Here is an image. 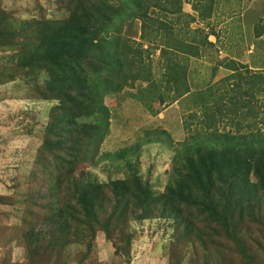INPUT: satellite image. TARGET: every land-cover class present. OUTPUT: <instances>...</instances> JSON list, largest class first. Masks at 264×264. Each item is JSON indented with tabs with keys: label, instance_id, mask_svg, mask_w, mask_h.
Returning <instances> with one entry per match:
<instances>
[{
	"label": "trees",
	"instance_id": "trees-1",
	"mask_svg": "<svg viewBox=\"0 0 264 264\" xmlns=\"http://www.w3.org/2000/svg\"><path fill=\"white\" fill-rule=\"evenodd\" d=\"M55 1V16L40 8L20 21L0 2V86L20 81L24 99L52 103L29 175L0 195L9 208L0 211V264H106L93 250L97 233L131 264L132 225L150 220L167 225V264H264V128L252 129L264 72L227 59L229 74L191 92L190 62L213 44L192 31L196 19L182 12L189 0ZM137 83L146 86L132 96L148 109L192 99L182 104L183 141L161 133L173 157L160 191L139 172V144L100 155L111 120L105 99ZM230 122L234 131L224 128ZM99 160L122 178L78 170Z\"/></svg>",
	"mask_w": 264,
	"mask_h": 264
},
{
	"label": "rangeland",
	"instance_id": "rangeland-1",
	"mask_svg": "<svg viewBox=\"0 0 264 264\" xmlns=\"http://www.w3.org/2000/svg\"><path fill=\"white\" fill-rule=\"evenodd\" d=\"M0 2L4 10L18 21L37 16L40 8L51 16H55L57 11L55 0H0ZM258 3L260 4V0ZM136 40L138 39L136 38ZM254 44L258 45L259 43L255 42ZM256 54L258 56L257 50ZM213 55L206 54V57L203 56L199 60H191L189 67L191 92L195 89L197 91L202 90L211 80L213 82L220 81L229 74L223 65L227 59L221 57L222 59L218 58L216 61V56L214 59ZM151 59L154 68L153 73H158V50L155 51ZM212 65L219 67L214 77L211 72ZM136 86V91L125 90L121 94L105 99V104L111 111V120L109 135L100 147V155L139 144V151L137 152L139 172L144 179L149 180L155 190L160 191L165 183V173L169 170L173 154L159 140L170 137L173 143L183 141L186 132L183 130L182 123L187 109L182 104L188 103L191 106L189 102L192 99L185 98L182 100V104H179L178 101L165 107L155 103L152 110L144 107L140 101L132 96L133 94L136 95L138 88H143L146 84L137 83ZM24 94L25 86L20 81L0 86V195L9 197L14 194L13 185L22 183V180L29 175L32 169L34 153L39 143L36 133L44 127L46 113L52 105L48 102L40 103L26 100ZM141 97L142 100L147 101L146 95ZM263 98H259L262 107L255 106V110L259 112L256 119L254 120L251 115L245 116L243 120L244 124L254 120L252 129L261 130L264 128ZM251 103L253 107L254 102ZM233 122L236 120L234 119ZM26 124L35 133L32 132L29 136L23 134L22 130ZM222 127L223 125L220 126V129ZM224 128L234 131L236 125L230 122V125L224 126ZM162 132L168 136L161 134ZM78 170L80 172H87L88 170L92 177L100 181H106L108 175L112 179L122 178L121 171L115 170L111 166V161L99 160L93 167L83 163ZM8 209L0 207V211ZM132 230L135 231V235L130 250L131 261L133 263L141 261L143 264H159L162 261L161 258L159 259V254L162 253L163 255L162 246L166 244L169 236L167 225L160 220H150L139 225H132ZM93 250L99 261L101 260L106 264H123L121 261L118 262V256L114 255L112 247L102 233H97ZM13 260H21L18 251L14 252Z\"/></svg>",
	"mask_w": 264,
	"mask_h": 264
},
{
	"label": "crops",
	"instance_id": "crops-1",
	"mask_svg": "<svg viewBox=\"0 0 264 264\" xmlns=\"http://www.w3.org/2000/svg\"><path fill=\"white\" fill-rule=\"evenodd\" d=\"M258 1L189 0L182 5V12L196 19L191 29H201L208 36L213 44L208 55L214 54L216 61L225 57L245 65L251 72H264V0H260V4ZM194 5L197 10L193 9ZM200 6L205 7L202 16L198 14ZM131 264L143 263L131 261ZM159 264L167 263L162 259Z\"/></svg>",
	"mask_w": 264,
	"mask_h": 264
}]
</instances>
